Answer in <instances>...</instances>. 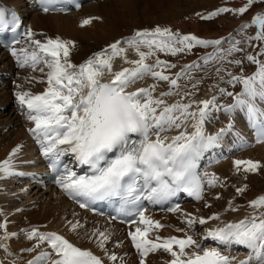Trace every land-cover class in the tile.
Here are the masks:
<instances>
[{"label": "snow or ice", "instance_id": "obj_1", "mask_svg": "<svg viewBox=\"0 0 264 264\" xmlns=\"http://www.w3.org/2000/svg\"><path fill=\"white\" fill-rule=\"evenodd\" d=\"M38 2L43 11L48 12L49 5L55 0ZM257 2L247 0L240 8H220L202 18L212 19L228 12L243 15ZM91 22L92 18L85 19L82 26ZM9 26L16 33L21 22L15 13L9 19L5 9L0 8V31L8 30ZM253 27L255 35L246 38L249 47L253 46V41L264 44V13L256 14L240 31ZM35 36L30 28L26 29L23 37L28 47H13L11 54L21 67L38 71L41 74L38 82L46 87L39 93L17 91L15 98L34 125L29 132L49 162L55 183L82 208L88 207L89 202L118 199L120 212L135 217L128 222L130 228L135 225L128 236L140 255L139 264H147L149 254L159 251L171 257L166 264H234L235 257L225 255L219 248L202 246L183 228L176 229L184 233L182 237L159 235L158 231L166 225L146 215L148 209L141 204L145 200L162 204L179 193L204 200L206 186H224L214 173L201 175L197 170L202 155L219 147L234 128V121L230 120L225 127L210 134L205 125L214 112L222 111L229 116L242 113L255 131L257 142L264 143V107L260 106L264 103V59H261L264 49L258 54H250L242 46L244 41L232 36L205 40L157 26L152 30H137L134 35L109 44L77 64L70 59L71 49L75 46L73 41L59 37L41 41L34 39ZM13 42L19 44L21 40L14 39ZM196 46L213 47L214 51L202 58L203 65L193 62L174 74H167L177 65L160 59L159 53L177 56ZM130 52L135 53L136 58H129ZM242 52L243 58L235 57L234 54ZM151 58L154 62H149ZM245 60L256 65L251 75H245L243 70L234 74L224 66L242 68ZM117 61L122 62L118 69ZM210 63L220 65L215 68L220 81L233 88L241 86L240 91L234 92L219 84L212 85L219 96L232 98L231 103L220 104L217 95L210 99L194 98L203 80L192 73ZM148 78L153 83L137 86ZM185 78L191 84V90L188 84L181 83ZM161 82L168 85V90L157 93ZM171 97L179 99L170 102ZM171 132L177 134L169 135ZM19 151V147L14 149L10 157L0 163V173L26 175L15 170L14 157ZM234 164L237 173L241 170L255 173L264 168L253 160L237 159ZM74 168L86 170L84 174H78ZM246 188V185L236 188L237 194H243ZM211 206L205 204V207ZM247 207L252 211L239 221L223 222L219 213L207 218L183 213V223L193 229L210 220L220 221L221 226L207 229L204 240L212 239L225 246H244L249 255L239 264H264V195L249 201ZM169 210L181 211L179 205ZM227 210L235 212L239 208L229 201ZM69 224L72 232L83 227L79 221H69ZM7 225V220L0 223V229L4 230L0 240L6 241L17 235L9 233ZM24 234L34 243L23 251L36 253L39 249L27 264H105L101 256L82 249L57 232L32 227ZM89 238L96 240L97 246L113 264H124L123 257L108 251L107 244L111 239L108 232L94 229ZM0 247L8 250L6 244H0ZM0 264L4 262L0 260Z\"/></svg>", "mask_w": 264, "mask_h": 264}, {"label": "bare ground", "instance_id": "obj_2", "mask_svg": "<svg viewBox=\"0 0 264 264\" xmlns=\"http://www.w3.org/2000/svg\"><path fill=\"white\" fill-rule=\"evenodd\" d=\"M2 1L15 6L25 14L27 29L30 28L36 32L42 31V35H37L34 39L43 41L47 38L59 37L62 40L73 41L75 46L71 49L70 59L77 64L83 63L93 53L107 48L109 44L134 35L137 30L179 16L185 6L192 8L189 0H96L85 3L79 10H71L66 14H43L36 8L29 9L28 3L36 4L37 0ZM183 2H186L185 6H182ZM144 13H147L146 16ZM89 18H92V22L82 26V22ZM25 39L13 47L20 48L23 43L26 44ZM159 56L160 59L173 63L169 55L159 53ZM129 58H136L135 53L130 52ZM149 62H154V58H151ZM178 63L179 69L186 64L185 61ZM121 65L122 62L117 61L116 68L118 69ZM215 68L216 66L212 67V72H207L206 69L193 71L192 75L203 80L194 97L196 100L210 99L213 95L219 96L218 90L212 87L214 84H219L220 87L227 88L229 91L234 89L231 85L219 80L215 74ZM14 70L17 72V78L12 86L0 85V163L8 159L13 150L19 147L20 151L14 157L15 170L27 174L33 164L32 159H40L41 151L33 135L29 132V128L34 125L27 119L26 110L19 106L15 93L17 91L39 93L44 90L46 85L38 82L41 75L38 71L21 68L16 58L11 54V50L1 51L0 81H5L6 74H14ZM33 77L37 79L33 80ZM226 79L227 76H225ZM151 83L153 80L148 78L139 82L137 86H147ZM166 85L161 82L157 93L167 91ZM188 88L191 90L189 82ZM176 99L179 97H171L169 101L173 102ZM227 99V96H219L218 102L226 104ZM260 106L264 107V103H261ZM224 114L222 111L214 112L213 118L205 125L206 130L210 134H214L232 120L234 121L233 131L222 139L219 147L209 150L208 155L204 156L206 159L211 158V165L205 166L204 172L214 173L224 186L221 187L219 184L216 187L206 186L204 200L183 204L179 212L154 210L148 211L146 215L166 225L165 228L158 231L159 235L182 237L184 233L177 232L176 229L183 228L189 234H193L202 246L219 248L225 255L235 257L234 264H239L249 255V250L244 246L236 244L225 246L212 239H203L209 227L221 226L220 221L210 220L206 225L197 224L195 228L188 229L187 225L183 223L182 215L183 213H192L207 218L214 213H219L223 222L238 221L252 211L247 207L249 201L264 195V168L255 173H245L242 170L237 173L234 164L235 160L241 159L258 161L264 165V143H251L252 136H250L249 130L253 129L242 113L228 115L227 118L224 117ZM175 134L177 133H169V135ZM240 146H245L244 150H240ZM223 155H225V159L222 158ZM245 185L247 186L245 192L237 194L236 188ZM217 196L220 198L217 199ZM229 201L232 202L233 207L239 208V211H228ZM206 203L211 204V208L205 207ZM5 220L8 221L7 231L17 235L6 241L0 240V244H6L8 249L5 251L3 247H0V260L4 264H12L13 261L15 264H27L29 259L38 254L39 249L36 253L23 251V249L33 246L34 241L28 240L24 234L25 230L32 227H38L40 231L57 232L82 249L91 250L94 254L101 256L105 263L113 264L108 260L104 251L97 246L96 240L89 238L94 229H100L110 234L111 239L107 244L108 251L115 252L118 257H123L124 264H139L140 261V255L128 236V232L134 230L135 225L130 228L129 225L121 226L105 217L88 215L86 211L76 208L65 197V192L59 185L42 191L39 187L34 186L33 182H29L25 175L5 176L0 173V223ZM69 221L73 223L79 221L83 227L77 232H72ZM197 229L199 232L195 233ZM3 233L4 230L0 229V236H3ZM155 234L157 233L153 235ZM117 243L120 244L119 247L116 246ZM170 258L163 251L151 253L147 257V264H166Z\"/></svg>", "mask_w": 264, "mask_h": 264}, {"label": "rangeland", "instance_id": "obj_3", "mask_svg": "<svg viewBox=\"0 0 264 264\" xmlns=\"http://www.w3.org/2000/svg\"><path fill=\"white\" fill-rule=\"evenodd\" d=\"M141 1V0H140ZM191 2V7H186V2L182 3V6H185L184 11L179 15L171 19H166L157 23L150 25L149 27H145L141 30H152L157 26L161 28H169L173 32L180 33L181 35H195L200 39L205 40H216V39H224L230 36L234 37L236 40L244 41L243 47H245L246 51L250 54H258L261 49H264V44H260V42L253 41L252 47H249L246 41L248 36H254L256 33L255 28H248L240 31L243 25L248 24L252 21L253 17L258 13H264V2H260L258 0L248 12L243 15L234 14L231 12L222 13L218 16L213 17L212 19H203L202 17L208 16L210 13L217 11L220 8H232L237 9L247 2V0H189ZM189 8V9H188ZM153 13V11H151ZM151 13V14H152ZM147 14V13H146ZM144 13V16H146ZM37 35H42V31H34ZM239 33V34H238ZM259 44L260 47H256ZM28 47L27 43L23 44L22 47ZM225 48L228 47V44L225 43ZM21 48V47H20ZM214 51L213 47H202L196 46L190 51H186L185 53L178 54L177 56H170L173 60V63L177 65L175 69H172L170 73L167 74H174L178 72L180 69L178 62H186L185 65L192 64L193 62H199L203 65V57H206L209 53ZM236 58H243L244 54L236 53L234 54ZM264 59V57H261ZM184 65V66H185ZM220 66L218 63H210L207 66H204L200 69H206L207 72H212V67ZM228 68V70L232 71L234 74H240L243 70L245 75H251L256 70V65L250 64L245 60L242 68L236 67L234 65H224ZM245 66V67H244ZM234 67V68H231ZM26 68V67H23ZM196 69V70H200ZM232 69V70H231ZM214 74V73H213ZM185 78L181 83L188 84ZM168 86L166 85L165 88ZM241 86L237 85L234 89L230 91H240ZM232 102V98L228 97L227 103ZM226 103V104H227ZM12 105V104H11ZM227 118V117H226ZM198 231V229H197ZM199 232V231H198Z\"/></svg>", "mask_w": 264, "mask_h": 264}]
</instances>
